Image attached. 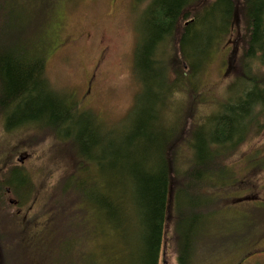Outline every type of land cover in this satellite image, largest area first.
I'll list each match as a JSON object with an SVG mask.
<instances>
[{
	"label": "trees",
	"instance_id": "obj_1",
	"mask_svg": "<svg viewBox=\"0 0 264 264\" xmlns=\"http://www.w3.org/2000/svg\"><path fill=\"white\" fill-rule=\"evenodd\" d=\"M61 1L48 4L38 0L30 7L23 0H0V113L5 131L18 133L22 150L50 137L53 153L61 156L60 162L70 173L61 177L57 187L71 191L62 194L63 200L53 195L57 204L62 200L61 205L70 207L83 202L75 194L89 182V199L84 203L99 205L108 221L113 219L120 227L128 223L122 206H133L138 237L130 264H159L171 215L177 234L180 196L209 207L214 192L223 188L215 186L211 173L233 180L226 162L236 145L264 130V0H150L140 19L134 63L142 90L130 113V125L119 136L94 112L82 110L74 94L54 90L47 78L48 30ZM7 4L11 5L9 15L32 21L30 31L38 30L18 44L8 34ZM239 29L242 51L235 48L232 65L235 63L233 74L240 94L233 103L225 104L223 112L202 115L197 103L199 75L211 58L210 49L213 46L216 53L227 47L232 33ZM185 83L192 85L183 88ZM194 104L196 110L184 117L180 128L178 108ZM195 117H205L211 129H196V122L190 124ZM254 162L252 172L264 169V159ZM8 170L19 183L5 178L0 184L15 185L13 191L23 201L34 192L31 177L22 167ZM97 175L107 176L102 180L106 188ZM112 192H116L117 206ZM183 202L187 200L183 198ZM3 211L0 207V218L5 220ZM175 243L179 264L209 261L200 244H182L177 235Z\"/></svg>",
	"mask_w": 264,
	"mask_h": 264
},
{
	"label": "rangeland",
	"instance_id": "obj_2",
	"mask_svg": "<svg viewBox=\"0 0 264 264\" xmlns=\"http://www.w3.org/2000/svg\"><path fill=\"white\" fill-rule=\"evenodd\" d=\"M23 1L30 7L38 2ZM44 1L51 4L55 0ZM149 3L150 0H62L48 30L51 44L46 54V75L52 87L59 93L74 94L80 108L94 112L115 136L129 127L130 113L142 90L134 63L139 23ZM10 6L7 4L4 11L11 27L8 34L11 42L18 44L38 30L30 31L32 21L9 15ZM241 33V29L234 30L227 47L214 53L212 46L211 58L204 59L207 62L199 75L201 90L197 96L202 115L223 112L225 104L233 103L240 94L232 60L235 48L238 53L239 47L242 51ZM189 84L192 85L185 83L183 88ZM178 110L182 116L176 121L181 128L184 117L193 113L196 105H182ZM203 118L195 117L190 124L196 122V129L200 126L208 131L211 126ZM3 122L0 113V182L11 178L18 184L16 174L9 176L8 169L22 167L35 189L21 201L13 191L15 185L0 184V207L6 216L5 220L0 218V264H130L138 237L134 207L123 204L128 223L125 221L121 227L113 219L108 221L99 205L84 203L89 199V182L75 194L83 202L70 207L61 205L62 194L71 190L57 185L61 177L70 173L60 162L61 156L53 153L50 137L41 139L36 147L22 150L18 133L6 132ZM235 150L226 162L233 180L219 172L211 173L215 186L223 188L214 192L209 207L180 196L177 234L171 215L159 264H179L176 235L182 244H200L199 249L206 250L209 256L206 264H264V169L252 172L254 161L264 159V130L258 137L240 141ZM106 179V175H97L102 188H106L102 181ZM53 195L63 198L60 204L52 200ZM111 195L117 206L116 192ZM251 195L254 197L246 200Z\"/></svg>",
	"mask_w": 264,
	"mask_h": 264
},
{
	"label": "flooded vegetation",
	"instance_id": "obj_3",
	"mask_svg": "<svg viewBox=\"0 0 264 264\" xmlns=\"http://www.w3.org/2000/svg\"><path fill=\"white\" fill-rule=\"evenodd\" d=\"M7 192L10 193V190L8 189ZM13 204H16V202H13ZM18 214H19V213H18Z\"/></svg>",
	"mask_w": 264,
	"mask_h": 264
},
{
	"label": "bare ground",
	"instance_id": "obj_4",
	"mask_svg": "<svg viewBox=\"0 0 264 264\" xmlns=\"http://www.w3.org/2000/svg\"><path fill=\"white\" fill-rule=\"evenodd\" d=\"M57 197H58V198H61V196H60V195H57Z\"/></svg>",
	"mask_w": 264,
	"mask_h": 264
},
{
	"label": "water",
	"instance_id": "obj_5",
	"mask_svg": "<svg viewBox=\"0 0 264 264\" xmlns=\"http://www.w3.org/2000/svg\"><path fill=\"white\" fill-rule=\"evenodd\" d=\"M21 161V160H20ZM11 203H13L12 201H11Z\"/></svg>",
	"mask_w": 264,
	"mask_h": 264
}]
</instances>
